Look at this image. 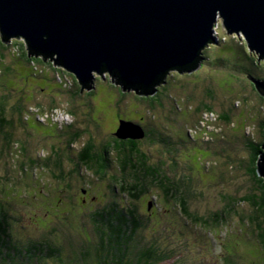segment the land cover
<instances>
[{"label": "rangeland", "instance_id": "374dc122", "mask_svg": "<svg viewBox=\"0 0 264 264\" xmlns=\"http://www.w3.org/2000/svg\"><path fill=\"white\" fill-rule=\"evenodd\" d=\"M215 31L217 41L204 48L201 65L188 73L169 72L160 88L162 96L145 95L146 100L133 90H119L108 76L100 74L92 90L76 92L80 83L74 74L68 73L70 85L65 84L67 80L61 84L55 66L44 71L37 63L40 68H33L11 53L16 44L3 43L0 38V54H5L0 59V69L5 70L0 73V96L7 97L8 107L20 101L26 107L56 105L71 111L74 120L66 116L65 123L73 120L70 128L83 133L74 146L76 151L90 137L99 146L109 141L120 117L141 122L152 135L132 140H140L154 163L164 160L170 186L179 184L182 176L192 178L189 209L206 221L189 219L174 198L167 199L158 187L150 186L149 192L134 201L143 222L131 243L129 258L134 262L140 249L155 245L167 257L150 264H227L228 258L239 264H264L258 225L251 220L256 206L244 199L259 189L251 169L256 144H264V96L247 76L250 72L243 69L253 66V74L264 80V60L249 50L243 35L228 33L221 18ZM12 41L22 43L19 53L26 50L23 37ZM158 97L160 102L153 106ZM202 103L211 105L216 114L204 115ZM38 121H30L35 127L22 129L15 122L12 136L24 141L25 152L17 144L5 143L2 149L0 140V201L10 202L11 213L18 217L12 219L11 234L20 246L49 237L48 241L62 248L61 256L47 257L45 264H78L72 247L79 251L99 243L94 213L105 207L109 210L113 203L128 205L131 200L117 188L111 190L106 180L97 179L78 162L76 154H70L68 136L60 133L65 123L46 117ZM56 147L67 154L61 157L65 174L61 178L53 167ZM31 158L39 161L38 169L29 168L24 174L14 170ZM85 190L87 201L82 200ZM220 212L226 220L216 225L212 217Z\"/></svg>", "mask_w": 264, "mask_h": 264}, {"label": "water", "instance_id": "95a60500", "mask_svg": "<svg viewBox=\"0 0 264 264\" xmlns=\"http://www.w3.org/2000/svg\"><path fill=\"white\" fill-rule=\"evenodd\" d=\"M218 18L264 60V0H0L2 37H23L31 51L55 56L82 90L94 88L96 74L138 92L173 70L197 69L217 41ZM247 76L264 96V82ZM115 136L138 139L145 130L120 119ZM257 173L264 178V144Z\"/></svg>", "mask_w": 264, "mask_h": 264}, {"label": "trees", "instance_id": "16d2710c", "mask_svg": "<svg viewBox=\"0 0 264 264\" xmlns=\"http://www.w3.org/2000/svg\"><path fill=\"white\" fill-rule=\"evenodd\" d=\"M0 38L2 39V42L4 41L3 43L7 44V42L11 41L12 44H16V46L11 49V53L13 55L17 54L24 58L27 63L32 64L33 68H40L37 66V63H41L44 71L45 69H48V66L53 68L55 66L57 77L59 80H61L60 83L62 84V81L67 80L65 84L70 85V83H68L69 71L64 68V72L63 69L57 66L61 65L55 61V56L43 55L36 51H31L26 41V50H23V52L19 53V51L22 50V43L17 44L16 41H12V39H4L2 34L0 35ZM2 54L3 53L0 54V59L4 60V57L1 56ZM246 66L247 65H245L243 69L250 72L248 73L250 76L262 80L259 76L253 74V66L250 67V69ZM4 68L9 69L7 66H4ZM60 70H62V73H60ZM4 71V69H0V73ZM178 72L183 74L184 72L188 73L191 71L186 70L183 72ZM167 78L168 77L166 75L163 82L156 83L150 87L152 90H157V92L153 95L160 97L162 96L160 88L166 84ZM116 87L119 90H122L120 85H117ZM151 89H142L138 92H134L141 99L146 100L145 93L149 92ZM80 90L81 93L84 92L81 85L77 86L76 92H80ZM160 97H158V99L153 102V106L157 104L156 101L160 102ZM203 105L205 104L202 103V107ZM58 109L61 108L56 105L48 109L40 105H29L26 107L20 101L11 107H8L7 97L5 95L0 96V140H3L2 149L5 143H7L9 146H11V144H17L20 152H25L26 148L24 147V141L15 140L12 136L14 135L13 130L16 127L15 122H17L21 129L27 127L28 125H33V127H35L34 123L31 124L30 121L33 120L39 123L38 117L43 118L44 115H50L54 110ZM204 109V115L206 113L216 114L215 111H213V107L211 105H205ZM34 110H36V112H34ZM63 111H66L73 119L74 116H72L73 114L71 111L66 109ZM204 115L203 120L204 122H207L208 117H204ZM73 120L71 122L65 123V125H63L62 129L60 130V133H66L68 136L67 149L70 150V154H76L78 162L82 164L85 169L92 171L93 174L97 176V179L106 180L111 190L116 191L117 188L122 194L127 195L131 200V203L128 205L119 206L113 203L111 206H109V210H107V207H105L102 212L96 211L94 213L93 220L96 224V231L99 233V243H90L86 245L87 247L84 246L79 251L71 246L73 249V255H78V258H75L78 261V264L86 260L91 262V264H150L151 262L159 263L163 261L167 257V253L159 250V248L155 245L140 249L136 253V262H134L132 258H129L132 240L135 238L138 230L143 224L141 217L138 214V207L134 201L138 200L143 194L149 192L150 186H156L166 195L167 199L174 198L176 200V204L180 207V211L186 217L193 220L194 222H205L206 219L191 212L189 209L188 196L192 194V178L182 176V178H179V184L170 186L169 183L171 182V176L169 172L165 170L164 160H159L158 162L154 163L151 160L150 155L141 148L140 140H132L129 138L120 139L115 136L119 121L115 127V131H113L114 136H112L109 141H103L99 146L94 141L93 137H90L84 142V145L76 151L74 146H76V144L81 140L83 133L79 132V130L70 128L73 126V124H71ZM137 123L144 128L146 135L145 138L152 135V132L147 129L144 124L141 122ZM251 143L255 145L253 141H251ZM255 147L256 148L254 149L252 162L253 169H251V173L257 183L256 186L259 189L258 193L255 192L245 195L244 199L252 200L253 204L256 206V214L251 216V220L253 222L255 221L258 225V236L261 245L264 248V178L259 176L257 173V161L262 151V144H256ZM52 152L53 156H55L53 167L56 169V171H58L56 176L61 178L65 175L62 170L61 157H65L67 154L61 148L57 149V147L54 148ZM17 163H19V160ZM37 165H39V161L37 159L31 158L29 163L22 162L19 166L16 165L14 170L18 171L19 174H24L29 168L38 169ZM47 167L48 166L46 165L44 168ZM82 200L84 201V199ZM6 202L7 204L3 203V201H0V264H45L44 261L47 257L55 256V258H59L61 256L62 248L48 241L50 239L49 237H45L46 241L29 242L28 244H25L24 247L19 245V243L11 234L12 219H17L18 217L11 213L9 207L10 202ZM223 219L226 220V217H223V213L221 212L214 214L212 217V220L216 225L222 223ZM52 240L55 242L54 239ZM88 247L89 249H86ZM261 259L264 260L263 254L261 255ZM65 263L66 262H63L62 264ZM227 264H239V262L233 258H228Z\"/></svg>", "mask_w": 264, "mask_h": 264}, {"label": "built area", "instance_id": "2783aa9c", "mask_svg": "<svg viewBox=\"0 0 264 264\" xmlns=\"http://www.w3.org/2000/svg\"><path fill=\"white\" fill-rule=\"evenodd\" d=\"M69 117V119H70V115L67 113V112H64L63 110H61V109H58V110H54L50 115H44V117L43 118H45L46 117V119L47 118H51V119H56V120H58V121H60V123H62V124H64L66 121H64V118L65 117ZM68 120V119H67ZM68 123V122H67Z\"/></svg>", "mask_w": 264, "mask_h": 264}, {"label": "flooded vegetation", "instance_id": "af4514ba", "mask_svg": "<svg viewBox=\"0 0 264 264\" xmlns=\"http://www.w3.org/2000/svg\"><path fill=\"white\" fill-rule=\"evenodd\" d=\"M142 138H143V137H142ZM85 194H86V195H85V196H86V198L84 199V201H87V200H88L87 198L89 197V193H88V191H87V190H85Z\"/></svg>", "mask_w": 264, "mask_h": 264}, {"label": "bare ground", "instance_id": "6f19581e", "mask_svg": "<svg viewBox=\"0 0 264 264\" xmlns=\"http://www.w3.org/2000/svg\"><path fill=\"white\" fill-rule=\"evenodd\" d=\"M94 76H95V74H94ZM95 80H96V78L94 77V82H95Z\"/></svg>", "mask_w": 264, "mask_h": 264}, {"label": "clouds", "instance_id": "9594fccd", "mask_svg": "<svg viewBox=\"0 0 264 264\" xmlns=\"http://www.w3.org/2000/svg\"><path fill=\"white\" fill-rule=\"evenodd\" d=\"M210 44H212V43H210ZM203 60V59H202ZM108 76V75H107Z\"/></svg>", "mask_w": 264, "mask_h": 264}]
</instances>
